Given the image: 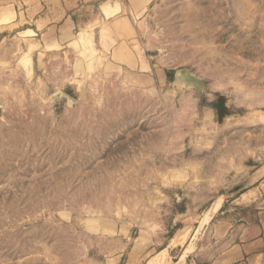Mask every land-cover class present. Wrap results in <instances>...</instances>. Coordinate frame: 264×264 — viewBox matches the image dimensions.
<instances>
[{
  "label": "rangeland",
  "instance_id": "obj_1",
  "mask_svg": "<svg viewBox=\"0 0 264 264\" xmlns=\"http://www.w3.org/2000/svg\"><path fill=\"white\" fill-rule=\"evenodd\" d=\"M103 1L0 0V264H125L153 221L181 264L264 167V0H153L148 71L69 52Z\"/></svg>",
  "mask_w": 264,
  "mask_h": 264
},
{
  "label": "crops",
  "instance_id": "obj_2",
  "mask_svg": "<svg viewBox=\"0 0 264 264\" xmlns=\"http://www.w3.org/2000/svg\"><path fill=\"white\" fill-rule=\"evenodd\" d=\"M152 1H103L99 6V16L93 20L90 28L76 36H67L64 40L69 52L89 51L96 63L108 57L112 60L109 65L111 68L125 67L133 71L143 67L148 71L149 64L141 59L143 54L134 44L140 22L137 26L132 18H141L146 14ZM74 26L75 21L69 15L62 28L70 33ZM30 30L24 29L26 33ZM33 33H36L35 30ZM97 43L99 47L95 48ZM51 47L54 52L59 46ZM254 175L251 185L232 198L225 199L211 217L208 222L209 234L214 238L192 251L186 252V247L181 248V258L184 257L181 264H264V167L255 171ZM159 227L153 221L140 230L128 251L125 264H169L171 250L184 245L174 242L178 233L161 239V233L165 230ZM193 252L195 254L191 256ZM108 264H118V260L109 261Z\"/></svg>",
  "mask_w": 264,
  "mask_h": 264
},
{
  "label": "water",
  "instance_id": "obj_3",
  "mask_svg": "<svg viewBox=\"0 0 264 264\" xmlns=\"http://www.w3.org/2000/svg\"><path fill=\"white\" fill-rule=\"evenodd\" d=\"M228 99L226 95L221 94L218 99V106H217V112H218V118L219 122L222 123L225 117L231 116V113L228 109ZM255 179V175L248 176L245 180H243L240 184H238L235 188L230 190L229 195H235L239 192H241L243 189L247 188L249 185L253 183Z\"/></svg>",
  "mask_w": 264,
  "mask_h": 264
},
{
  "label": "bare ground",
  "instance_id": "obj_4",
  "mask_svg": "<svg viewBox=\"0 0 264 264\" xmlns=\"http://www.w3.org/2000/svg\"><path fill=\"white\" fill-rule=\"evenodd\" d=\"M213 207H214V206H213ZM216 207H217V205H216L214 208H212V209L209 210V212H208L207 215H206L205 221H207V220L209 219V217H210V215H211V212H212Z\"/></svg>",
  "mask_w": 264,
  "mask_h": 264
}]
</instances>
